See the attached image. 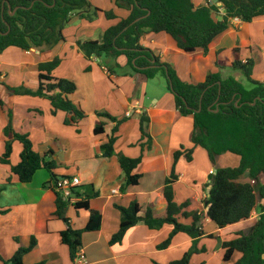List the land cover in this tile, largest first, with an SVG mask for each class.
Listing matches in <instances>:
<instances>
[{"label": "crops", "instance_id": "1", "mask_svg": "<svg viewBox=\"0 0 264 264\" xmlns=\"http://www.w3.org/2000/svg\"><path fill=\"white\" fill-rule=\"evenodd\" d=\"M89 1L93 8L102 12H98L92 21L73 15L63 31L65 41L52 49L42 51L32 48L23 51L12 47L0 55V82L10 84V87L26 86L31 89H37L39 83L36 77L34 84H30L27 78L29 68L38 74L41 62L59 57L62 62L54 75L76 83L77 90L70 97L86 113V118L76 125H65L67 114L58 111L53 115L48 99L9 92L5 105L0 107L4 112V122L0 125V156L6 148L8 138L3 129L9 122L11 112L15 132L28 135L37 152L46 154L48 160L57 163L59 168L55 174L59 179L77 176L81 181L77 190L81 192L82 198L98 193L89 202L91 209L101 212L102 227L98 231L83 233L80 252L85 255L84 264H169L181 259L190 250L193 240L180 233L174 237L170 247L160 250L158 246L169 237L173 226L165 224L161 229L153 230L140 222L128 230L121 244L110 245L109 241L121 223V213L115 206L128 207L137 201L142 206V216L150 208L155 217H165L167 202L164 190L166 179L170 177L174 166V154L179 150L193 149L192 161H188L183 154L177 163L179 179L174 184V196L178 204L190 201L187 211H198L203 195L206 199L211 188L208 185L209 175L219 168L216 167V161L223 155L217 156L212 163L208 152L194 145L193 117L180 114L175 106L174 95L163 90L161 82L156 84V91L151 90V79L140 73H131L126 56L115 59L106 57V60L96 56L85 57L78 47L79 40L100 39L108 28L127 18L130 13L126 8L117 7L116 0ZM210 1L193 0L196 7ZM110 10L116 15L113 19H108L104 14V11ZM140 43L152 49L163 62L171 64L183 81L193 84L204 82L210 71L220 72L223 78L233 77L227 72L233 69L232 64L236 58L234 49L239 48V59L242 62L254 61L252 78L264 83V18L252 23L232 21L229 29L210 44L207 54L202 49L192 53L184 52L165 32L146 33ZM218 61L221 66L217 65ZM116 64L126 71L117 73ZM99 111L114 117L130 118L119 127L115 155L110 159L102 157V145L107 142L106 135H111L116 123L97 115ZM143 113L150 118L145 128L152 138L150 148L148 138L142 139L140 132V117ZM101 122L105 123L106 135L96 136L94 128ZM18 143L13 144L9 164L0 161V264L10 260L19 248L28 247L33 237L37 245L24 256V264H75L68 246L61 241V233L68 225L55 214L54 190L45 186L52 179L51 173L43 174L40 180H35L36 175H39L36 173L29 183L20 182L12 173L11 168L20 162L23 149L22 144ZM142 143L145 144L143 151ZM142 153V163L134 171L142 175L140 183L129 186L126 193L122 194L120 188L125 177L118 155L136 158ZM199 159L205 163L202 179H199L200 173L196 166ZM204 186H207L205 192ZM73 205L70 204L67 209V218L73 229H84L90 212L84 209L76 211ZM207 211L208 207H205L204 212ZM255 213L257 220V210ZM252 219L220 229L205 218L203 226L206 235L198 241V245L217 240L207 237L211 234L217 238L231 229L235 233L246 232L256 222H250ZM179 220L186 224L192 222L191 218L185 219L182 216H179ZM222 243L201 247L204 250L191 257V264H212V257L224 254ZM239 257L236 252L232 261L225 264H234Z\"/></svg>", "mask_w": 264, "mask_h": 264}, {"label": "trees", "instance_id": "2", "mask_svg": "<svg viewBox=\"0 0 264 264\" xmlns=\"http://www.w3.org/2000/svg\"><path fill=\"white\" fill-rule=\"evenodd\" d=\"M218 2L220 5L208 3L196 7L193 0H116L117 7L129 10V16L108 28L100 39L77 42L80 51L87 58L105 56L115 59L126 56L131 73L143 74L148 79H154L162 74L167 80L168 89L174 95L176 109L182 116L193 117L194 145L204 148L212 163L217 156L226 153L240 157L238 167L218 168L215 173H210L208 185L211 188L204 202L208 207L207 213L187 211L190 201L182 204L175 201L174 184L179 179L177 163L183 154L188 161H192L193 149L179 150L174 154L172 173L165 183L164 195L167 202L165 217H155L150 208L142 216V206L137 201H133L128 207L115 206L121 213V223L118 231L112 235L110 245L121 244L128 230L140 222H144L153 230H159L165 224L173 226L169 237L158 246L160 250L170 247L174 237L180 233L193 240V248L181 259L169 264H191V257L204 250L198 249L197 245L206 235L203 226L205 218L212 221L217 228L224 229L250 219L255 210L259 217L249 231L236 232L235 238L222 243L223 259L230 262L237 252L240 257L234 264H264V183L261 182L264 178V83L252 78L254 61L242 62L239 59V48L234 49L236 58L232 68L243 70L250 87H246L234 77L223 78L220 72L211 71L204 82L193 84L183 81L171 64L163 62L152 49L140 43L146 33L165 32L184 52L192 53L202 49L207 54L210 44L218 35L229 29L234 19L252 23L264 18V0H218ZM15 10V14L12 15ZM98 12L102 10L93 8L89 0H0V55L12 47L23 51L32 48L50 50L65 41L63 31L73 15L92 21L98 16ZM104 14L108 19L116 17L112 10L104 11ZM144 16L145 18L131 25L136 19ZM61 62V59L56 57L38 65L37 89L5 86L13 94L48 99L52 105L53 115L58 111L65 112L67 116L64 124L73 126L86 118V113L70 97L77 90L76 83L71 79L54 75ZM217 65L221 66V62L218 61ZM116 67L120 68L117 64ZM4 105L0 97V107ZM97 115L116 123L111 135H106L104 122L94 128V135H106L107 142L102 145V157L110 159L115 155L119 127L130 118L128 116L118 119L107 112H97ZM149 122V116L143 113L140 117V132L142 139L148 138L147 144L150 148L152 138L145 131ZM4 133L8 139L2 163L9 164L14 140L23 146L20 162L11 168L20 182H31L37 171L43 168L51 173L52 179L45 186L54 190L55 214L68 225L61 233V241L68 246L70 257L74 261L82 249L83 233L98 231L102 227L101 212L91 209L89 202L92 197H97L98 193L82 198L78 187L74 189V193L80 198L73 205L74 208L76 211L89 210L90 215L84 229H73L66 215L70 203L63 198L61 190L57 187L59 180L55 174V170L59 168L57 163L48 160L46 154L37 152L28 135L15 132L11 112ZM144 148L145 144L142 143V151ZM142 160L143 153L136 158L118 155V162L125 177L120 188L122 194L126 193L129 186L140 183L142 175L135 174L134 171ZM252 181L255 183L252 184ZM179 216L191 218L192 222L183 223ZM207 237L214 236L211 234ZM36 245L37 240L33 237L28 247L19 248L10 260L4 261L5 264H24V256Z\"/></svg>", "mask_w": 264, "mask_h": 264}, {"label": "rangeland", "instance_id": "3", "mask_svg": "<svg viewBox=\"0 0 264 264\" xmlns=\"http://www.w3.org/2000/svg\"><path fill=\"white\" fill-rule=\"evenodd\" d=\"M196 1H198V0H196ZM102 59L103 60H106V57H102ZM115 70L117 71V73H119V74H122L123 72H125L126 70H122L121 68H118V67H115ZM129 70V69H128ZM34 70H32V69H30L29 68V71L27 72L28 74H27V78L29 79V82H30V84H34V81H36V77H37V74H35V72H33ZM227 73H229V75H231V76H233V77H235L236 79H238V80H240V81H242V83L245 85V86H249L250 85V83L248 82V79H247V77H246V75H245V73L243 72V70H240V69H232V70H230V71H228ZM150 80V79H149ZM153 79H151L150 80V84H153L150 88H151V90H155L156 91V84H158L159 82H161V88H163V90H166L167 91V93H169V94H171V92L168 90V87H167V80H166V78L162 75V74H159L157 77H156V79L154 80V81H152ZM7 85H10V84H7ZM11 85H14V84H11ZM9 92H10V90L8 89V87H6L3 83H1L0 82V97H1V99H2V101L3 102H5V99H7L8 98V96L10 95L9 94ZM18 95H20V96H22V95H25V94H18ZM17 108H18V106H17ZM100 113H102V112H104V111H99ZM4 112H3V110H1L0 109V125H1V123L2 122H4L3 120H4ZM120 116H117L116 118H118V119H121V118H123L124 116H121V118H119ZM125 123V122H124ZM124 123H122V124H124ZM6 126H7V124H6ZM5 126V127H6ZM4 130V129H3ZM14 140V139H13ZM18 143V141H13V144L14 143ZM19 144V143H18ZM6 149V148H5ZM13 149H14V147H13ZM58 149V148H57ZM13 152V151H12ZM4 153H5V151H4ZM3 153V154H4ZM3 154L0 156V161H1V159H2V157H3ZM237 159V160H236ZM239 164H240V157L238 156V155H236V154H230V153H227V154H223V157H219L218 159H217V161H216V167H219V168H223V167H238L239 166ZM196 166H198V169H199V179H202L203 178V173H204V170L205 169H203L204 167H205V163L203 162V160H201V159H199V160H197V162H196ZM69 170V169H68ZM39 172H41V173H39ZM48 170L47 169H41V170H39L38 172H37V174H39V175H36L37 177H35V178H37V179H35V180H40L41 178H42V176H43V174H48ZM214 172V171H213ZM210 180V179H209ZM244 181H250L249 179H244ZM262 183H264L263 181H261ZM206 187L207 186H204V192L206 191ZM205 196L203 195V197H202V199H201V205H200V207L198 208V211H200V212H203L204 213V211H205V207H206V205H205ZM256 213H255V211L252 213V216L251 217H253V219H252V221H250V222H254L255 220H256V215H255ZM215 225V224H214ZM247 226L249 225V224H246ZM250 229V228H249ZM249 229H246L245 231L246 232H248L249 231ZM233 233H235V230L234 229H231V230H229V231H227V232H224V233H222V235L221 236H219V237H217L216 238V236L215 237H213L212 239H217V240H209V242H206L205 241V243H203V244H200V245H197V248L198 249H202L203 248V246H206V247H213V245L216 243V242H218V243H222L223 241H225V240H229V239H231V238H235L236 237V234L234 235ZM214 236V235H213ZM219 240V241H218ZM202 247V248H201ZM191 248H193V244H192V246H191ZM190 248V249H191ZM217 250V249H216ZM212 264H225V262L226 261H224L223 260V254L221 253V255H219V257L218 256H215L214 258L212 257Z\"/></svg>", "mask_w": 264, "mask_h": 264}, {"label": "built area", "instance_id": "4", "mask_svg": "<svg viewBox=\"0 0 264 264\" xmlns=\"http://www.w3.org/2000/svg\"><path fill=\"white\" fill-rule=\"evenodd\" d=\"M234 20L238 21L239 19H234ZM251 183L254 184L255 181H252ZM79 185H81L80 179L77 176H73L69 178L59 179L57 187L61 190L63 194V198L65 200H67L70 204H75L79 200V197H77L76 194L74 193V189H76ZM74 262L75 264H84L85 263L84 253L79 252Z\"/></svg>", "mask_w": 264, "mask_h": 264}, {"label": "water", "instance_id": "5", "mask_svg": "<svg viewBox=\"0 0 264 264\" xmlns=\"http://www.w3.org/2000/svg\"><path fill=\"white\" fill-rule=\"evenodd\" d=\"M209 4H210V5H214V4H216V5H220V3L218 2V0H211ZM15 12H16V10H15V11H13L11 14H12V15H14V14H15ZM143 18H145V16H144V17H141V18H138V19H136L134 22H132V24H131V25H134V24H136L137 22H139V21H140V20H142ZM201 110H202V108H200V109H199V111H201ZM263 258H264V255H263Z\"/></svg>", "mask_w": 264, "mask_h": 264}]
</instances>
